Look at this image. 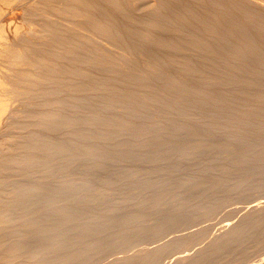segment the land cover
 <instances>
[{
    "label": "bare ground",
    "instance_id": "obj_1",
    "mask_svg": "<svg viewBox=\"0 0 264 264\" xmlns=\"http://www.w3.org/2000/svg\"><path fill=\"white\" fill-rule=\"evenodd\" d=\"M257 187L264 0H0V264H262L264 196L190 224Z\"/></svg>",
    "mask_w": 264,
    "mask_h": 264
},
{
    "label": "rangeland",
    "instance_id": "obj_2",
    "mask_svg": "<svg viewBox=\"0 0 264 264\" xmlns=\"http://www.w3.org/2000/svg\"><path fill=\"white\" fill-rule=\"evenodd\" d=\"M51 4L58 5L59 3H58L57 1H53V2H51ZM46 9L48 10V12L50 11V15H51V17H53V18L59 20L60 22L70 23L69 18L64 17V16H62V15L56 13V12L51 8L50 5H47V6H46ZM14 101H15V100H14ZM16 102H18V100H16L14 103H16ZM257 188H258V189L253 188V189H250L249 191H246V194L244 195V202H243L244 204L242 203L243 197L240 198V199H242V200H239V199L237 198L238 201H234L235 199L233 200V198H236V197H232L231 194H229V196H228V195L225 196V201H226V202H225V201L223 202V203H225V204H222V207H223V208L220 206L219 208L216 209V211H213V212H214L213 214H211L212 212H211L210 214H209V212H208L209 215H208L207 213H205V214H206V216L204 217V218H206L205 220H202V221H201V219H204L202 216H204L205 214H202V215L199 216L197 219H194L196 222H195L194 220H192L190 224H194V227H197V228H200L201 226L203 227V228L201 227V228H202V231H201L200 236H199L198 239H197V244H198V243L205 244V243L208 241V239H211V238L213 237V235H214L213 233L216 234V232H220V231H219V228H218V227H219L218 224H221V221H220V220H221L222 216L225 218V215H228L227 218L230 217L229 220H233V221H234V220L237 221L238 219H240V218H239V217L241 216L240 214H243L244 211H245V210H244L245 208H242V209H241V207H243V205H245V202H246V204L249 202V201H248L249 199H246V198H249V195H250L251 200L257 198L258 195H259V197L264 196V195H263V194H264V193H263V191H264V187H263V188H262V187H257ZM259 188H261V189L259 190ZM254 189H255V190H254ZM253 190H254V191H253ZM261 190H262V191H261ZM259 191L262 192V195H261V193H259ZM247 192H248V194H247ZM252 193H253V194H252ZM256 193H257V195H256ZM223 195H224V194H223ZM255 195H256V196H255ZM221 196H222V195H221ZM254 196H255V197H254ZM223 197H224V196H223ZM229 197H230L231 199H230ZM245 197H246V198H245ZM237 199H236V200H237ZM245 199H246V200H245ZM230 200H231V201H230ZM240 201H241V202H240ZM202 202H203V203H201V204H204V201H202ZM235 202H236V203H235ZM237 202H238V203H237ZM230 203H232V204H230ZM233 203L236 204V205H233ZM239 203H241V204H239ZM225 205H227L228 207L225 206ZM232 205H233V207H232ZM230 206H231L232 208L235 207V208L238 209V210L235 211L236 209L234 208L235 210L233 211V209H232ZM225 207H227V208H225ZM126 208H127V209H126ZM220 208H222V209H220ZM228 208H229V209H228ZM128 209L130 210V209H131V206H129V208H128V206H127V207H125V208H122V209L118 210V211L116 212V215H120V214H121V211H122V213H124V212L127 211ZM227 209H228V210H227ZM231 209H232V210H231ZM221 210H222V211H221ZM229 210H230V212H229ZM219 211H220V213H223V212H224V213H227V211H228L231 215H230L229 213H228V214H225V215H224V214H220V217H219V214H218ZM232 211H233V212H236V214L234 213L235 216L232 214V213H233ZM217 212H218V213H217ZM214 214H215V216H216V219L218 220L217 222H216L215 216H213ZM207 215H208V217L211 216V217H210L211 219H209V218L207 217ZM217 215H218V218H217ZM221 215H222V216H221ZM239 215H240V216H239ZM212 216H213V218H212ZM231 216H232V217H231ZM238 216H239V217H238ZM237 217H238V218H237ZM219 218H220V219H219ZM224 218H223V219H224ZM232 218H233V219H232ZM198 220H200L201 222L199 221V222H200V223H199ZM208 220H209V221H208ZM212 220H213V221H212ZM214 220H215V222H214ZM225 220H226V219H225ZM203 221H204V222H203ZM210 221H211V223L214 222L211 226H210V223H208V222H210ZM147 222H148V220H147ZM193 222H194V223H193ZM218 222H219V223H218ZM195 223H197V224L199 223V224L196 225ZM203 223H205V224H203ZM206 224H207V225H206ZM199 225H201V226L199 227ZM203 225H204V226H203ZM216 225H217V226H216ZM206 226H207L208 229L206 228ZM204 227H205V228H204ZM210 227H211V228H210ZM212 227H213V230H212ZM214 227H215V228H214ZM209 228L211 229V231H210ZM216 228H217L218 230H217ZM172 229H173V230H172ZM205 229H206V233H204V232H205ZM177 230H178V231H177ZM182 230H183V229H178V227H171L170 229L167 230V231H170V232H167L168 237H169V236H172L173 234H177V233H179V232L182 231ZM185 230H188V229H184L183 231H185ZM208 230H209V231H208ZM174 231H175L176 233H175ZM183 231H182V232H183ZM207 231H208V232H207ZM214 231H215V232H214ZM171 233H172V234H171ZM170 234H171V235H170ZM202 234H203V235H202ZM207 235H208V236H207ZM201 236H202V237L204 236L203 240H204L205 243L203 242ZM207 237H208V238H207ZM144 240H145V241H144ZM206 240H207V241H206ZM139 241H140L143 245H142L140 242H137V241H135L136 243H135V242H134V243L132 242V244H133V245L131 244L132 246L129 244L131 247H133V246L136 244V245L132 248V250H134V248L137 246V247H136V250H134V252H135V251H138V250H137L138 248H139V250L142 248V250L144 251V250H146L144 247L147 246V249H148V248L151 247L150 245L153 244V243L151 242V241H152L151 238H143V239H140ZM198 241H199V242H198ZM144 242H145V243H144ZM137 243H139V246H138ZM146 243H147V244H146ZM140 244H141V245H140ZM202 244H198V245L200 246V245H202ZM129 245H128V246H129ZM145 245H146V246H145ZM195 245H196V243H195ZM195 245H194V247H193V250H194V248H196V247L198 246V245H196V246H195ZM128 246H126V247H128ZM130 246L128 247V250H127L126 247H123V248H124L123 251H122V248H120V249L118 248V250H117V248H116V250H113V253H111L112 251H111V252L109 251L111 254L108 253V256H107V252H106V253H104V254H106V256H105L104 254H102L101 256L95 258V259H97V260H96L97 263L95 262V259H94V260H92V262H90L89 264H94V263H95V264H100L99 262H102L101 264H104L106 261L109 260V258L111 259V257L116 256V253H118L117 255H119V256L122 255V254L125 255V254H128V253H132L133 251L131 250V247H130ZM143 246H144V247H143ZM140 247H141V248H140ZM255 247H256V248H255ZM251 248H252V250H250V253H251V252H252V253H251L250 255H252V256H254V257H255L256 255H257L258 257H259V255H260V256H264V251H263V250H264V247H262L263 249L261 248V250H259L260 247L257 248V246H253V247H251ZM253 248H254V249H253ZM253 250H254V252H253ZM118 251H121L122 254H121L120 252H118ZM126 251H127V252H126ZM128 251H130V252H128ZM115 252H116V253H115ZM123 252H124V253H123ZM259 252H261V253H259ZM114 253H115V255H113ZM119 253H120V254H119ZM254 253H256V254L254 255ZM261 254H262V255H261ZM111 255H112V256H111ZM168 255H169V254H168ZM110 256H111V257H110ZM252 256H251V257H252ZM100 257H101V258H100ZM102 257L104 258V261H103V258H102ZM251 257H250V258H251ZM258 257L253 258V260L258 259ZM105 258H106V259H105ZM263 258H264V257H263ZM99 259H102V260H99ZM167 259H168V257L165 256V257L163 258V261H165V260H167ZM227 259H228V258H227ZM229 259H230V258H229ZM229 259H228V261H230V262L232 261L231 263H234V262H236L237 260H240V259H234V260H233V258H231L230 260H229ZM105 260H106V261H105ZM98 261H99V262H98ZM262 262H263L262 264H264V261H262ZM234 264H235V263H234Z\"/></svg>",
    "mask_w": 264,
    "mask_h": 264
}]
</instances>
